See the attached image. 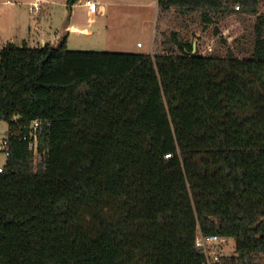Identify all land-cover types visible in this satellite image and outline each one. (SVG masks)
Returning <instances> with one entry per match:
<instances>
[{"label":"trees","instance_id":"obj_1","mask_svg":"<svg viewBox=\"0 0 264 264\" xmlns=\"http://www.w3.org/2000/svg\"><path fill=\"white\" fill-rule=\"evenodd\" d=\"M260 1L157 3L209 27ZM162 47L1 49L0 122L48 125L37 160L12 138L0 264H203L199 232L234 239V264H264V20L250 57L204 55L175 32Z\"/></svg>","mask_w":264,"mask_h":264},{"label":"rangeland","instance_id":"obj_2","mask_svg":"<svg viewBox=\"0 0 264 264\" xmlns=\"http://www.w3.org/2000/svg\"><path fill=\"white\" fill-rule=\"evenodd\" d=\"M7 1L13 5H8ZM34 1L0 0V51L14 42L16 47L24 46V38L27 47H40L41 39L49 32L51 35L61 33L71 24L79 30L92 32L90 35L80 31L73 33L70 29L65 32L66 37L70 33L67 47L71 51L155 55L163 52L164 37L175 32L181 40L191 42L201 54L226 55L231 47L238 58H246L252 53L258 18L264 20V0L260 1L257 14L234 13L209 27H205L200 14L160 10L157 0H92L99 8L93 20L85 2L71 15L67 0H39V9H43L39 15L38 11L33 12L30 4ZM101 9H104L103 14ZM215 26L219 29L218 35ZM225 33L233 38L232 43L221 41ZM26 34L29 39L24 37ZM6 163L7 157L0 153V167H5ZM226 246L229 253L236 251L234 239Z\"/></svg>","mask_w":264,"mask_h":264},{"label":"built area","instance_id":"obj_3","mask_svg":"<svg viewBox=\"0 0 264 264\" xmlns=\"http://www.w3.org/2000/svg\"><path fill=\"white\" fill-rule=\"evenodd\" d=\"M84 4L91 15H95L99 12L97 2L87 0ZM38 9V6H34V10ZM235 10L236 12H239L240 7L236 6ZM223 37L228 42L230 41L229 43H232L233 38H231V36L225 33V36ZM139 47H141V44H139ZM13 122L18 123L17 118H14ZM18 125L19 129L12 131L9 124L0 122V153L4 154L8 159L10 156L12 138L16 137L28 145L30 151L34 153L36 160L45 155V152H41L40 150V137L45 126L48 124L42 120H34L25 127H20V124ZM3 171L4 167H0V174H2ZM229 240V238H223L217 235L206 236L199 232L195 245L204 256L203 264H234V259L237 257V253L235 251L231 254L227 251L226 244Z\"/></svg>","mask_w":264,"mask_h":264},{"label":"crops","instance_id":"obj_4","mask_svg":"<svg viewBox=\"0 0 264 264\" xmlns=\"http://www.w3.org/2000/svg\"><path fill=\"white\" fill-rule=\"evenodd\" d=\"M87 0H82V1H80V2H78L76 5H74L72 8H70V10H71V15H73V13H74V9L79 5V4H83L84 2H86ZM8 5H13V3H10L9 1H7L6 2ZM30 4H32L33 5V12H36V11H38L37 13L39 14V15H41V13L43 12V9H42V7L40 8V9H38V10H34V6H38V7H40L39 6V0H36V1H34V2H31ZM31 9V10H32ZM100 13L101 14H103L104 13V9H101L100 10ZM91 18H92V20L95 18V15H91ZM72 30V32L73 33H76L77 31H80V33L82 34H85V35H90L92 32L91 31H87V30H83V29H78L77 27H74L73 25H71V24H68V25H66V27L64 28V30H63V32H61V33H56L55 35H51L52 33H48V35L47 36H45L44 38H42L41 39V41H42V43L40 44V47H42V46H45V45H50L51 47H57L59 44H60V42L66 37L65 36V32H67L68 30ZM74 29V30H73ZM69 35H68V37H66L67 38V44L69 43V39H70V33H68ZM24 37H26L27 39H29V37L30 36H28V34H26V36H24ZM23 42H24V46H28V43H27V40L24 38L23 39ZM15 43L16 42H14L13 44L15 45ZM23 47V46H22ZM154 54V53H153Z\"/></svg>","mask_w":264,"mask_h":264}]
</instances>
